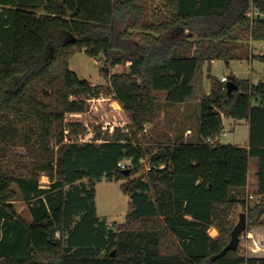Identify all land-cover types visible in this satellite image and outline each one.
Instances as JSON below:
<instances>
[{
    "label": "trees",
    "instance_id": "1",
    "mask_svg": "<svg viewBox=\"0 0 264 264\" xmlns=\"http://www.w3.org/2000/svg\"><path fill=\"white\" fill-rule=\"evenodd\" d=\"M254 42H264V0H0V264H264L239 247L212 259L239 208L248 229L264 226V80L212 72L218 60L264 59ZM83 51L104 57L130 132L69 138L82 123L67 115L87 112L103 89L70 68ZM127 63L129 72H110ZM160 94L200 104L197 143L140 142ZM224 118L249 123V146L220 142ZM145 160L149 170L135 177ZM101 179L124 180L130 196L118 228L98 215ZM18 195L31 220L17 212Z\"/></svg>",
    "mask_w": 264,
    "mask_h": 264
},
{
    "label": "rangeland",
    "instance_id": "2",
    "mask_svg": "<svg viewBox=\"0 0 264 264\" xmlns=\"http://www.w3.org/2000/svg\"><path fill=\"white\" fill-rule=\"evenodd\" d=\"M264 42L253 43L254 54L260 55ZM264 50V49H263ZM105 66L104 57L93 58L87 52L75 54L70 61V68L82 79L91 81L93 84L103 87L102 94L98 98L90 100V108L84 113L67 115V122H80L82 127H74L69 138L78 141H90L97 132L107 135L116 130L123 133L130 132L131 122L121 104L116 100L108 78L104 76L101 69ZM130 71V64H120L110 69L111 73H126ZM214 75L222 78L234 75L239 78L253 77L254 83L264 80V59H249L242 56L234 59L229 64L225 60H218L214 64ZM207 91L210 89V81L206 79ZM156 119L153 123H147L143 130L138 133V138L144 146L155 145L159 142H190L199 141L200 128V104L197 102L175 103L168 101L164 94L159 95L156 102ZM225 131L220 136L223 144H245L249 140L250 127L246 120L225 118ZM124 164H130L125 160ZM250 186L249 203L254 205L258 197L254 194L257 160L250 159ZM150 168L148 160H145L142 168L134 175H144ZM133 176V177H134ZM43 185H49L50 177L43 173L40 177ZM124 180L101 179L96 182V204L98 215L106 219L114 228L126 221L129 212L130 196L126 194L121 184ZM17 188V187H16ZM246 195V196H248ZM250 195H253L252 197ZM14 205L19 214L31 220L30 210L21 195L14 200ZM241 209L239 208L232 216L236 224L239 222ZM213 237L219 233L210 229ZM254 237V238H253ZM239 249L246 256L264 254V226H253L247 228L242 235ZM256 239V241L254 240Z\"/></svg>",
    "mask_w": 264,
    "mask_h": 264
},
{
    "label": "water",
    "instance_id": "3",
    "mask_svg": "<svg viewBox=\"0 0 264 264\" xmlns=\"http://www.w3.org/2000/svg\"><path fill=\"white\" fill-rule=\"evenodd\" d=\"M228 91L232 92L234 89L237 88V84L233 81H230L228 84ZM125 173L129 174L128 170H124ZM248 227V221H247V214L245 212H242L240 214L239 222L234 227L232 234H231V241L229 244L218 254L214 255L212 259H218L220 257H223L227 254V252L231 249H237L240 244V239L242 234L246 231ZM112 255H115V250L112 252Z\"/></svg>",
    "mask_w": 264,
    "mask_h": 264
},
{
    "label": "built area",
    "instance_id": "4",
    "mask_svg": "<svg viewBox=\"0 0 264 264\" xmlns=\"http://www.w3.org/2000/svg\"><path fill=\"white\" fill-rule=\"evenodd\" d=\"M256 15H258V12L255 11V10H253V9L249 10L248 13H247V16L250 17V18H254ZM263 49H264V45L262 46L261 54H264V50ZM221 80L223 82H227L228 81V76H226V75L222 76ZM119 165L122 168H125L126 167V164H124V161L121 162Z\"/></svg>",
    "mask_w": 264,
    "mask_h": 264
},
{
    "label": "crops",
    "instance_id": "5",
    "mask_svg": "<svg viewBox=\"0 0 264 264\" xmlns=\"http://www.w3.org/2000/svg\"><path fill=\"white\" fill-rule=\"evenodd\" d=\"M255 43V42H254ZM217 61H215L214 62V64L216 63ZM213 68H214V65H213ZM212 72H213V70H212ZM214 74V73H213ZM250 80H251V82H253L254 83V81H253V77L251 76L250 78H249ZM225 119V118H224ZM249 124V123H248ZM224 125H225V120H224ZM250 127V126H249ZM241 145V144H240ZM244 146H249V140L245 143V144H243ZM249 176H250V164H249ZM256 183V182H255ZM254 183V184H255ZM249 186H250V180H249ZM249 193V190H247V194ZM251 196H253V195H251ZM211 230L213 231V232H216V233H219L218 232V230L215 228V227H212L211 228ZM254 238V237H253ZM255 241H256V239H254ZM254 257H264V254H260V255H253Z\"/></svg>",
    "mask_w": 264,
    "mask_h": 264
}]
</instances>
